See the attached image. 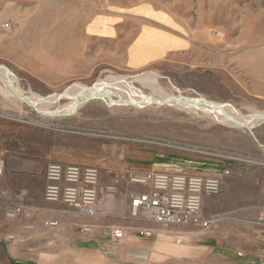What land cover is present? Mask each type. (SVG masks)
<instances>
[{
    "label": "rangeland",
    "instance_id": "rangeland-1",
    "mask_svg": "<svg viewBox=\"0 0 264 264\" xmlns=\"http://www.w3.org/2000/svg\"><path fill=\"white\" fill-rule=\"evenodd\" d=\"M102 15L141 17L144 26L164 28L186 47L141 71L111 63L91 78L58 80L57 71L82 66L71 61L81 54L87 22ZM0 65L27 95L48 97L74 84L131 82L151 73L166 93L230 104L250 115L264 111V0H0ZM133 87L154 92L149 83ZM111 100L44 116L0 94V264H136L135 257L152 264L148 257L165 255L157 243L191 249L165 264H211L219 262L216 246L237 250L241 259L256 249V236H264L252 228L264 225V122L233 128L211 113L152 104L124 91ZM54 162L99 168L103 187L127 171L218 177L220 194L204 203L206 219L218 221L209 228L163 229L132 218L124 193L104 198L96 217L80 215L44 198L46 169ZM11 203L23 206L16 219L6 215ZM80 224H92L95 232L83 235ZM122 225L124 239L88 245L96 231L109 240L111 228ZM142 228L154 229V236L140 237Z\"/></svg>",
    "mask_w": 264,
    "mask_h": 264
},
{
    "label": "built area",
    "instance_id": "built-area-1",
    "mask_svg": "<svg viewBox=\"0 0 264 264\" xmlns=\"http://www.w3.org/2000/svg\"><path fill=\"white\" fill-rule=\"evenodd\" d=\"M44 198L48 203H64L80 215L96 217L102 201L114 194L127 196L132 218L154 223L163 229L173 226L209 228L217 221L206 219L204 203L220 194L222 181L218 177L169 173L160 171H127L119 175L112 186L101 185V171L93 166L50 163L46 169ZM127 184L129 189L122 187ZM23 206L11 203L6 208L10 219L21 216ZM58 228V222H46ZM94 227L81 226L83 234H90ZM154 229L142 228L139 236L152 238ZM111 236L122 240L126 236L122 227H112ZM13 239V236H9Z\"/></svg>",
    "mask_w": 264,
    "mask_h": 264
},
{
    "label": "crops",
    "instance_id": "crops-1",
    "mask_svg": "<svg viewBox=\"0 0 264 264\" xmlns=\"http://www.w3.org/2000/svg\"><path fill=\"white\" fill-rule=\"evenodd\" d=\"M86 28L85 35L81 39L83 40L82 48H80L82 49L81 54L75 56L76 58L71 61L76 64L82 63V66H76L71 70L62 69L57 71L61 75V78L58 80L62 82H66L72 78H91L100 71V68L103 67L102 65H110L111 63H114L117 67L128 69L129 71H141L151 65L166 60L172 53L185 48L186 45L184 43L187 44L183 39L176 37L164 28L154 27L152 25L144 26L141 17L136 16H131L128 19L120 15H102L89 20ZM45 73L41 71L40 74L42 75L40 76L45 79L50 78ZM209 200L210 198L206 199L205 203ZM82 225L85 224L78 226L80 232ZM93 227L95 230L96 227ZM122 228H124L123 225ZM252 228L255 232L262 231L264 233V225H256ZM94 230L93 232H95ZM93 236L88 239L91 240L88 243L90 246L102 245L109 247L112 242L119 241L113 239L111 233L107 234L109 240H106L103 232L100 235L96 231L95 236L97 239ZM256 238H259L255 242L256 249L248 250L245 256H243V259L238 256L241 254L237 253V250L233 248L229 249L227 245L216 246L215 250L217 249L216 252L218 253L217 257L219 262H216L214 259V262L211 264H239L240 262L242 264H264V236H256ZM156 246H159L157 248L162 249L165 255L156 254L147 259L145 258L147 263L165 264L169 260L179 258L173 255L176 252H183L184 254L185 252H191L187 251L191 250L190 248H184L182 251V249L174 248L168 244L163 246V244L157 243ZM230 246L233 247L232 245ZM143 261V258L135 257L134 262L136 264H143Z\"/></svg>",
    "mask_w": 264,
    "mask_h": 264
},
{
    "label": "bare ground",
    "instance_id": "bare-ground-1",
    "mask_svg": "<svg viewBox=\"0 0 264 264\" xmlns=\"http://www.w3.org/2000/svg\"><path fill=\"white\" fill-rule=\"evenodd\" d=\"M15 80V76L10 70L0 65V94L7 99L23 101L44 116L72 115L82 104H85L89 100H111L114 94L124 91L130 92L137 99L139 98L142 101L152 104L170 105L188 111L202 110L206 113H211L218 122L233 128L252 129L264 122V111L254 110L255 112L250 115H244L234 109L230 104H218L205 100L204 98H189L182 95L166 93L162 89L157 88L156 78L151 73L137 76L131 82L126 77H117L109 80L101 79L92 87L74 84L65 92L48 97L36 93L27 95L19 87L14 86ZM134 82L149 83V85L151 84V88H154L152 89L154 92L149 95L144 94L141 90L133 87ZM62 100H67V103L59 106Z\"/></svg>",
    "mask_w": 264,
    "mask_h": 264
}]
</instances>
